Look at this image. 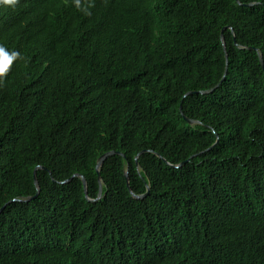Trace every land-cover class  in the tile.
Here are the masks:
<instances>
[{
    "label": "trees",
    "instance_id": "16d2710c",
    "mask_svg": "<svg viewBox=\"0 0 264 264\" xmlns=\"http://www.w3.org/2000/svg\"><path fill=\"white\" fill-rule=\"evenodd\" d=\"M0 46V264H264V0L0 3Z\"/></svg>",
    "mask_w": 264,
    "mask_h": 264
},
{
    "label": "water",
    "instance_id": "95a60500",
    "mask_svg": "<svg viewBox=\"0 0 264 264\" xmlns=\"http://www.w3.org/2000/svg\"><path fill=\"white\" fill-rule=\"evenodd\" d=\"M222 40L224 41V37H223V35H222ZM260 60H261L262 66H263V68H264L263 56H260ZM227 64H228V61H227ZM227 72H228V69L226 68V71H225L224 77L222 78V81H223L224 78L226 77ZM219 85H220V84H219ZM219 85H217V86H216L214 89H212V90L205 91V92H200V93H201V94L212 93V92H213V91H214ZM193 93H195V92H193ZM185 119H186L190 124H196V123H198V122H194V121H192V120H189V119H187V118H185ZM114 154H120V153H119V152H108V153L104 154V155L100 158V160H99V162H98V164H97V167H96V170H97V173H98L99 179H100V170H101L102 165L104 164L105 160H106L109 156H112V155H114ZM141 154H142V153H140V155H141ZM183 164H184V163L180 164L178 167L182 166ZM42 169H45V168H42ZM36 171H37V170H36ZM36 171H35V173H34V178H35L36 186L38 187V191H39L38 181H37V178H36ZM77 177H79V176H77ZM125 177H126V181H127V187L130 189L129 173H128V171L126 172ZM70 180H71V179H70ZM70 180H68V181H70ZM82 180H83V183H84L85 192H86V194H87V183H86V180H85L84 177H82ZM130 192H131V189H130ZM147 194H148V193H147ZM147 194H146L145 196H136V195L133 194V196H134L135 198H137V199H143L144 197L147 196ZM37 196H38V193H37V195H36L35 197L31 198L30 200L35 199ZM101 196H102V183L100 182L99 198H101ZM4 208H5V207H4ZM4 208H2V209L0 210V213L4 210Z\"/></svg>",
    "mask_w": 264,
    "mask_h": 264
},
{
    "label": "clouds",
    "instance_id": "9594fccd",
    "mask_svg": "<svg viewBox=\"0 0 264 264\" xmlns=\"http://www.w3.org/2000/svg\"><path fill=\"white\" fill-rule=\"evenodd\" d=\"M0 3L4 5L15 6L18 3V0H0ZM17 57V53L13 52L9 54L4 47L0 46V77L6 75L13 61L17 59Z\"/></svg>",
    "mask_w": 264,
    "mask_h": 264
}]
</instances>
